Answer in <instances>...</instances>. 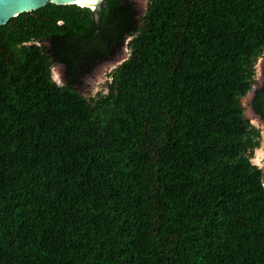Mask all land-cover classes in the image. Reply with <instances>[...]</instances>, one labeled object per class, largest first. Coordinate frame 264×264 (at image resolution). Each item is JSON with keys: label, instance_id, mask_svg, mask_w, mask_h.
<instances>
[{"label": "trees", "instance_id": "trees-1", "mask_svg": "<svg viewBox=\"0 0 264 264\" xmlns=\"http://www.w3.org/2000/svg\"><path fill=\"white\" fill-rule=\"evenodd\" d=\"M103 1L0 26V264H264V0Z\"/></svg>", "mask_w": 264, "mask_h": 264}, {"label": "rangeland", "instance_id": "rangeland-1", "mask_svg": "<svg viewBox=\"0 0 264 264\" xmlns=\"http://www.w3.org/2000/svg\"><path fill=\"white\" fill-rule=\"evenodd\" d=\"M138 13L141 15L146 7L148 0H130ZM92 7V6H90ZM127 57V50L116 51L109 60L98 64L93 71L79 79L77 91L85 98L95 97L106 91V83L109 80V73L123 62ZM264 56L261 57L255 66V84L252 90L241 99L244 113L250 123L261 131L260 147L255 151L252 162L262 170V181L264 184V125L260 118L251 108V98L253 91L263 82ZM52 79L59 85L63 83L64 67L61 64H54L51 69Z\"/></svg>", "mask_w": 264, "mask_h": 264}, {"label": "water", "instance_id": "water-1", "mask_svg": "<svg viewBox=\"0 0 264 264\" xmlns=\"http://www.w3.org/2000/svg\"><path fill=\"white\" fill-rule=\"evenodd\" d=\"M77 1L79 0H0V26L6 24L11 18L17 16L20 13L39 9L49 3L56 5H78ZM103 3V0H98V3L95 5L94 9H92L94 13V20L97 25L99 23L98 11L103 6Z\"/></svg>", "mask_w": 264, "mask_h": 264}, {"label": "bare ground", "instance_id": "bare-ground-1", "mask_svg": "<svg viewBox=\"0 0 264 264\" xmlns=\"http://www.w3.org/2000/svg\"><path fill=\"white\" fill-rule=\"evenodd\" d=\"M98 3V0H79L77 1V4L80 6H87L90 7L91 9H94L95 5Z\"/></svg>", "mask_w": 264, "mask_h": 264}, {"label": "flooded vegetation", "instance_id": "flooded-vegetation-1", "mask_svg": "<svg viewBox=\"0 0 264 264\" xmlns=\"http://www.w3.org/2000/svg\"><path fill=\"white\" fill-rule=\"evenodd\" d=\"M263 81H264V78H263ZM262 84V83H261Z\"/></svg>", "mask_w": 264, "mask_h": 264}]
</instances>
